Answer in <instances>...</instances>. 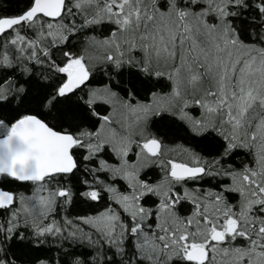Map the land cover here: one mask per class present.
Segmentation results:
<instances>
[{
  "label": "snow or ice",
  "instance_id": "snow-or-ice-1",
  "mask_svg": "<svg viewBox=\"0 0 264 264\" xmlns=\"http://www.w3.org/2000/svg\"><path fill=\"white\" fill-rule=\"evenodd\" d=\"M0 264H264V0H0Z\"/></svg>",
  "mask_w": 264,
  "mask_h": 264
}]
</instances>
